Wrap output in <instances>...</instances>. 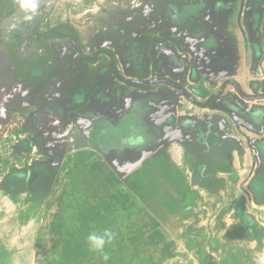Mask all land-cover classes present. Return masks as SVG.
I'll return each instance as SVG.
<instances>
[{
  "label": "rangeland",
  "instance_id": "1",
  "mask_svg": "<svg viewBox=\"0 0 264 264\" xmlns=\"http://www.w3.org/2000/svg\"><path fill=\"white\" fill-rule=\"evenodd\" d=\"M62 1L37 27L50 31L58 57L69 58L61 77L27 87L0 60V264H105L86 243L105 228L115 233L107 264L234 258L233 242L210 253L216 229L178 222L175 155L170 145L161 151L160 127L174 119L177 98L200 96L194 89L202 91V80L215 87L213 98L240 61L264 73L263 0H188L176 21L195 17L210 26L194 37L168 27L160 11L154 23L125 18L123 30L104 37L90 18L58 17ZM45 2L31 13L32 27ZM147 38L152 44L142 53L134 40Z\"/></svg>",
  "mask_w": 264,
  "mask_h": 264
},
{
  "label": "crops",
  "instance_id": "2",
  "mask_svg": "<svg viewBox=\"0 0 264 264\" xmlns=\"http://www.w3.org/2000/svg\"><path fill=\"white\" fill-rule=\"evenodd\" d=\"M263 74L240 61L221 95L210 98L215 87L204 79L202 91L194 89L200 96L176 99L171 124L168 116L161 120L160 149L170 145L175 155L178 222L186 227L198 219L194 228L216 229L208 242L213 256L233 242L228 250L235 256L223 253L222 264H256L257 254L264 252ZM232 82L239 84L240 93ZM147 171L152 174L151 167ZM248 248L254 250L251 258Z\"/></svg>",
  "mask_w": 264,
  "mask_h": 264
},
{
  "label": "trees",
  "instance_id": "3",
  "mask_svg": "<svg viewBox=\"0 0 264 264\" xmlns=\"http://www.w3.org/2000/svg\"><path fill=\"white\" fill-rule=\"evenodd\" d=\"M43 0H38V4ZM112 1L115 8H104L101 2ZM188 0H63V8L57 7L60 13L69 12L79 18H90L100 23L105 29L104 37L123 30V20L132 17L140 24L156 22L159 11L165 18L168 27L184 33L185 37H194L205 33L210 26L201 18L189 17L183 23H178V10ZM264 4V0L262 1ZM54 0H46L43 12L34 23L25 19L31 13L20 8V0H0V60L9 64L12 75L20 84L36 88L61 77L69 62L68 57H58L59 50L48 42L47 32H38V25L48 12L53 9ZM99 8L98 11H94ZM176 18V19H175ZM31 29V33H30ZM72 31V30H71ZM129 37H126L128 40ZM140 46V52L145 53L152 40H134ZM144 64L147 59L144 58Z\"/></svg>",
  "mask_w": 264,
  "mask_h": 264
},
{
  "label": "clouds",
  "instance_id": "4",
  "mask_svg": "<svg viewBox=\"0 0 264 264\" xmlns=\"http://www.w3.org/2000/svg\"><path fill=\"white\" fill-rule=\"evenodd\" d=\"M38 7V0H20V8L29 13H35ZM25 19L31 20L32 16L27 15ZM115 238V233L108 228H105L102 233L95 231L90 232L86 237V243L89 250L93 253L99 254L101 259L107 264L110 257L105 252V246L110 244ZM256 264H264V252L257 254Z\"/></svg>",
  "mask_w": 264,
  "mask_h": 264
}]
</instances>
